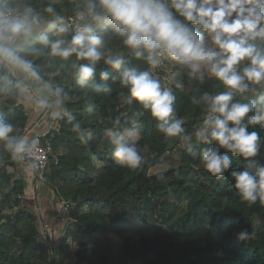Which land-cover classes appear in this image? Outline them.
Listing matches in <instances>:
<instances>
[{"label":"trees","instance_id":"trees-1","mask_svg":"<svg viewBox=\"0 0 264 264\" xmlns=\"http://www.w3.org/2000/svg\"><path fill=\"white\" fill-rule=\"evenodd\" d=\"M21 2L23 0H13V3ZM26 2L42 11L52 4L57 13L68 17L75 13V3L81 0ZM46 15L49 14H43L45 18ZM98 32L103 36L106 50L119 46L128 51L124 56L133 66L150 71V65L135 58L110 27L102 25ZM39 34L23 44L19 54L33 62L43 78L38 82L52 79V88L63 90L60 97L50 91L48 105L59 100L71 109L60 115L63 135L49 134L53 156L49 158L43 179L55 186L58 199L74 204L69 210L74 226L66 228L58 245L52 246L39 239L36 214L26 206L6 212L8 206L21 203L26 182L24 178L13 180L0 158V264H56L59 261H70V264H264V206L259 202L249 205L241 201L233 187L234 180L230 179L231 169L222 181H216L203 169L201 149L214 147L215 142L205 144L193 139L191 151L186 145L179 165L151 173L150 168L161 162L162 155L172 148L176 138H165L150 111L135 101L129 102L128 89L121 84L116 69L101 61L95 68V80L82 87L76 83L73 72L74 66L84 61H77L74 54L67 60L50 55V49L39 42ZM45 34L49 39L56 38L52 32ZM71 35L66 38L70 39ZM256 43L264 46V41ZM33 49L43 51L35 53ZM3 71L0 68V74ZM101 71L109 73L108 79L100 77ZM177 81L183 88L175 87ZM177 81L171 86L175 115L184 121L186 130H195L196 123L206 113L201 96L205 92L215 95L227 89L207 73L202 81L189 78L187 73ZM31 82L36 81L31 79ZM6 86L10 90L0 93V115L12 123L13 134L21 137L30 122V112L21 100V92L14 86ZM255 87L258 97L247 93L235 96L234 101L264 97V84ZM76 123L84 133L83 140L73 130ZM127 128L140 134L135 144L143 160L136 169L123 167L111 157L113 145L108 141V134ZM154 131H157L156 138L152 137ZM249 131L260 135V152L254 159L264 164V122L249 125ZM153 139L157 143H152ZM220 151L226 152L223 148ZM227 154L233 160L232 168L243 170L246 162ZM0 155L10 162L8 164H14L3 141H0ZM95 156L106 164L98 167L93 160ZM38 179L41 178L37 176ZM180 206L184 210L172 220L171 226L154 219L161 215L169 221L175 208ZM132 219L140 223L138 235L130 232ZM241 231H247L246 240L237 239ZM110 232L121 237L110 238ZM70 235L77 242L76 250L69 246ZM90 243H93L91 250L88 249Z\"/></svg>","mask_w":264,"mask_h":264},{"label":"clouds","instance_id":"clouds-1","mask_svg":"<svg viewBox=\"0 0 264 264\" xmlns=\"http://www.w3.org/2000/svg\"><path fill=\"white\" fill-rule=\"evenodd\" d=\"M75 9L74 17L68 18L48 4L43 11L51 19H45L26 0H0V68L4 70L0 74V93L10 90L6 85L21 93L32 91L23 79H11L18 72L33 81L43 80L33 62L19 54L21 46L39 32V42L50 49V55L67 60L74 54L77 61H84L75 65L73 72L82 87L95 80V68L101 61L116 69L121 84L128 89L129 102L149 110L165 138L180 137L191 151L192 137L186 134L184 121L175 115L172 89L162 87L157 75L133 66L124 55L106 50L98 28L107 25L135 58L148 65L156 66L161 57H167L186 69L189 78L202 81L207 73L225 86L226 91L215 95L205 92L200 98L206 115L195 133L196 139L216 144L201 149V163L216 181H222L231 169L230 179L241 201L264 206V164L254 159L260 152L261 138L257 131H249V125L264 122V106H260L264 97L234 101L235 96L247 93L258 97L255 85L264 84V46L256 43L264 41V0H81L75 3ZM42 25L56 38L49 39ZM205 32L211 45L205 40ZM70 33L74 34L67 39ZM42 51L33 49L35 53ZM177 75L173 73L170 79L175 81ZM100 77L108 79L109 73L101 71ZM45 87L57 97L63 91L53 89L48 82ZM175 87L183 88V84L177 81ZM39 91L32 92L37 104L48 107L47 97H41ZM58 115L53 113L54 117ZM80 127L76 123L73 130L83 140ZM14 132L12 123L0 115L3 147L14 158L30 156L37 141L29 143ZM111 144V157L116 163L130 169L140 166L143 157L134 142L113 134ZM221 148L226 152L221 153ZM227 153L246 162L243 170L232 168L233 160ZM247 238V231L237 234L239 241Z\"/></svg>","mask_w":264,"mask_h":264},{"label":"rangeland","instance_id":"rangeland-1","mask_svg":"<svg viewBox=\"0 0 264 264\" xmlns=\"http://www.w3.org/2000/svg\"><path fill=\"white\" fill-rule=\"evenodd\" d=\"M36 11L43 13L41 8H36L34 7ZM61 15H64L65 17L66 14L65 13H59ZM45 19H51L50 15H46ZM42 29H45L44 32L46 33V25H42ZM39 33V32H38ZM205 40L211 45V40L210 37L208 35H205ZM108 51L110 52H114V53H119L121 55H125L127 54L128 51H125L124 49H122L121 47H115V48H110ZM150 72L154 75H157L161 81L162 87H169L171 88L172 84H173V80L170 79V77L172 76L173 73H179V75H177L175 77V81H177V79H179L180 77H182L185 73H187L186 69H182L178 64H176L174 61H172L171 59L167 58V57H161L160 58V63L156 66H151L150 65ZM17 76L19 77V79H23L24 82L26 84H31V86L37 90H40V92L42 93V90L45 87V82L41 83V82H31L30 77L26 76L25 74L22 73H17ZM15 77V76H14ZM210 78H212V76L209 75ZM17 79V77H16ZM52 79H50L49 81H47L48 83H50L52 85V87H54L53 83L51 82ZM48 90V89H46ZM48 94H50V90H48ZM52 110L55 111H59L61 114L62 113H69L71 112V109L69 108V106L64 105L63 103H60V105L56 104H52L49 107ZM53 111V113L55 112ZM29 117L31 119H33L35 116L30 115V113L28 114ZM206 115V113L203 114ZM30 119V122L32 121ZM202 120H199L194 129L195 130H186V126L183 125L186 134L190 135L193 139H196V131L202 126ZM29 122V123H30ZM33 123H31L32 125ZM30 124H28V131L21 136L24 137L25 135H33L34 131L30 130ZM30 127V128H29ZM40 127V126H39ZM38 127V128H39ZM52 134L56 135V137H60L63 135V132L60 130H54L52 132ZM51 134V135H52ZM113 134H117V135H123L125 136L130 142H136L137 139L140 137V134L138 132L133 131L130 128H127L123 131H121L120 133L117 132H110L107 136L108 141L111 143V138ZM52 135V136H53ZM51 137V136H50ZM153 138L157 137V131H154V133L152 134ZM176 138V142L175 144L172 146V148H170L164 155H162L161 157V162L152 166L150 168V172L151 173H157L161 170H166L171 166H177L182 162V157H183V150L186 146L185 142L181 140L180 137H175ZM191 140V141H192ZM152 143H157V140H151ZM65 150V149H64ZM1 158V162H3L5 164L6 169L8 170V172H10L11 174V178L13 180H18L20 178H24L25 182H26V187L24 189V192L21 194L22 196V201L19 205H10L7 208H5L6 212H11V211H17L19 210L20 207H27L29 210H31L32 212H34L36 214V221L38 223V227L40 230V235H39V239L44 241L45 243H48L49 245L52 246H57L60 239L63 237V235L65 234L66 228L72 227L73 228V222L70 220V215H72L69 212L65 213L63 216L61 215L62 213H58L57 212V203L59 201L58 196L56 194L55 191V186L51 183V182H47L45 179H38L37 181H34L32 179V176L30 175V171L31 170L30 167L27 170V172H23L24 169V165L22 163H24L23 161H21L20 159H14V164H8L10 163L9 161H7L4 157H2L0 155ZM94 163L98 166V167H102L103 165L106 164V161L99 159L97 156L94 157ZM2 164V166L4 165ZM27 168V167H26ZM29 173V174H27ZM33 173V172H32ZM36 175V174H35ZM29 177V178H27ZM38 193V199L35 200V193ZM37 198V197H36ZM30 200V201H28ZM184 210L183 206L180 207H176L174 214H172V217L170 218L169 221L164 220V218H162V216H156L154 219L157 222L163 223L164 225L167 226H171L172 225V220H175L176 217H178ZM45 223L48 224V226H45ZM130 225V232H133L138 235L139 231V225L140 223L135 220L132 219L129 223ZM47 227V231L48 234L45 231V228ZM108 236L110 238H113L115 240H118L121 235L120 234H116L114 232H110L108 233ZM68 242H69V246L70 248H72V250H76L77 249V242L75 239L72 238V236L70 235L68 238ZM93 247V243H90L88 245V249L91 250ZM56 264H70V261H65V262H57ZM84 264V263H83Z\"/></svg>","mask_w":264,"mask_h":264},{"label":"built area","instance_id":"built-area-1","mask_svg":"<svg viewBox=\"0 0 264 264\" xmlns=\"http://www.w3.org/2000/svg\"><path fill=\"white\" fill-rule=\"evenodd\" d=\"M72 17H74V14H71L68 16V18H72ZM71 34H74V33H71ZM27 85L30 86V89L32 91H30L29 93H23V97H22L23 102H28L29 100L35 99V96L32 94V92L36 91L37 89L33 88L31 84H27ZM39 95L42 97L40 92H39ZM57 104L60 105V102L59 103L57 102ZM48 107L42 106L44 116H48V117H46L47 120L42 123V126L40 127V129L37 130L33 135H25L23 137L29 143H31L34 140L37 141L33 152L31 153L30 156H27L24 159L18 158L25 163H29L32 170L36 174V176H38L41 179H43L44 177V170L49 162V158L51 157L50 153L53 152L52 141H51L49 134L53 132L54 130H60V127H61V123H60L61 113L58 110L55 111L54 113H59V115L54 117L53 114L49 112ZM38 121L39 119L37 120V122ZM14 159H17V158H14ZM73 206L74 204L67 201L66 199H59L57 203V211L58 213L65 214ZM71 219L74 220L75 218L72 217ZM45 226H48V224L45 223ZM45 229H47V227Z\"/></svg>","mask_w":264,"mask_h":264},{"label":"crops","instance_id":"crops-1","mask_svg":"<svg viewBox=\"0 0 264 264\" xmlns=\"http://www.w3.org/2000/svg\"><path fill=\"white\" fill-rule=\"evenodd\" d=\"M42 31H44L45 29H41ZM23 74V73H22ZM15 77H17V78H19L18 76H17V74H16V76ZM21 79V78H20ZM47 89V88H46ZM45 88L42 90V93L40 92V94L42 95V97H47V99H49V94H48V90H46ZM22 97H23V93H21V100L23 101V99H22ZM24 104H25V106H26V109L30 112V115H32V116H35L33 119H31L32 121L29 123L30 125H31V123H33L29 128L30 129H32L31 131H34V133L37 131V130H39L40 129V127L42 126V123L43 122H45L47 119H46V117H48V116H44V112H43V110H42V106L41 105H39V104H37V102H36V100L35 99H33V100H29L28 102H24ZM51 106V104H49V107ZM48 107V108H49ZM53 111H55V110H52L51 111V109L49 108V112L50 113H52L53 114ZM39 119V123L37 122V120ZM37 124H36V123ZM40 126V127H39ZM39 127V128H38ZM27 129H28V127L26 128V132H27ZM24 166V169H23V172H27V170L26 169H28L29 167H30V169L31 170H28V171H30L29 173H30V175L32 176V179L34 180V181H37V176L35 175V173H34V171L32 170V168H31V166H30V164L29 163H22ZM27 167V168H26ZM33 172V173H32ZM29 173H27V174H29ZM27 178H29V177H27ZM37 197V198H36ZM38 193L36 192L35 193V200L34 201H36V199H38ZM28 201H30V200H28Z\"/></svg>","mask_w":264,"mask_h":264},{"label":"water","instance_id":"water-1","mask_svg":"<svg viewBox=\"0 0 264 264\" xmlns=\"http://www.w3.org/2000/svg\"><path fill=\"white\" fill-rule=\"evenodd\" d=\"M50 156H51V157L53 156V153H52V152L50 153Z\"/></svg>","mask_w":264,"mask_h":264}]
</instances>
